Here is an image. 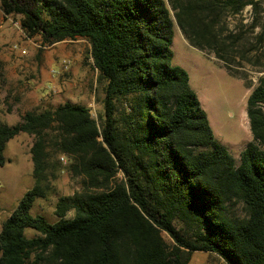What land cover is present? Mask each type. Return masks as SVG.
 Here are the masks:
<instances>
[{"label":"trees","instance_id":"1","mask_svg":"<svg viewBox=\"0 0 264 264\" xmlns=\"http://www.w3.org/2000/svg\"><path fill=\"white\" fill-rule=\"evenodd\" d=\"M259 0H0L29 37L48 44L85 39L103 91L98 119L64 102L26 111L8 124L0 110V165L6 143L33 136L34 184L0 228V264H188L195 251L226 264H264V71L246 100L251 140L234 155L212 132L188 72L173 62L174 24L231 69L244 41L226 17ZM242 58L264 42V22ZM244 79V76H237ZM250 87V85H247ZM52 151L70 159L80 190L59 196L49 222L31 215L45 196ZM241 202L245 216L228 212ZM73 216L64 218L68 211ZM179 220L183 228L175 225ZM34 230L26 236L24 230ZM166 233L172 243L165 240Z\"/></svg>","mask_w":264,"mask_h":264},{"label":"rangeland","instance_id":"2","mask_svg":"<svg viewBox=\"0 0 264 264\" xmlns=\"http://www.w3.org/2000/svg\"><path fill=\"white\" fill-rule=\"evenodd\" d=\"M259 1L261 4L256 14L247 5L239 13L230 14L225 19L227 29L223 35L232 32L245 38L236 47L237 52L231 54L235 56L231 69L237 76H244L247 83L230 75L223 67V61L212 50L201 51L190 45L174 24L173 62L188 72L190 85L202 102L214 137L227 147L236 161L252 138L246 100L264 71V42L259 49L249 52L246 58L240 55L244 51L241 45L247 44V39L254 43L259 33V27L252 32L248 30L251 19L256 16L259 22H264V0ZM14 44L26 52L13 49ZM63 59L70 60L66 70L61 65ZM97 76L85 39L45 43L38 35L29 37L24 33L19 16H6L0 9V110L6 123L15 124L26 111L53 109L64 102L87 106L92 117L98 119V114L103 111V91L97 83ZM33 139L32 135L22 132L6 143V161L0 165V228L34 184L29 151ZM51 155L52 167L44 184L45 196L36 198L30 214L43 215L53 223L59 220L54 213L57 198L79 191L81 178L71 171L68 156L63 153L56 155L55 151ZM61 156H64L65 162L61 161ZM227 210L233 217L245 216L241 202H230ZM72 216L73 210H70L64 218ZM174 223L183 228L179 220ZM24 234L32 236L34 230L27 228ZM164 237L168 244L172 243L166 233ZM188 264L226 263L214 253L195 251Z\"/></svg>","mask_w":264,"mask_h":264},{"label":"built area","instance_id":"3","mask_svg":"<svg viewBox=\"0 0 264 264\" xmlns=\"http://www.w3.org/2000/svg\"><path fill=\"white\" fill-rule=\"evenodd\" d=\"M12 47H13V49H18V51H20L21 53H25V52H26L25 49H20V48H18V46H17L16 44H14ZM61 65H62V67H63L65 70L68 69V67H69V65H70V60H68V59H63L62 62H61ZM60 159H61V161H63V162L66 161L65 158H64V156H61Z\"/></svg>","mask_w":264,"mask_h":264}]
</instances>
